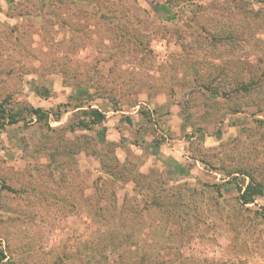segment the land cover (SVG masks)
I'll list each match as a JSON object with an SVG mask.
<instances>
[{"label": "rangeland", "instance_id": "374dc122", "mask_svg": "<svg viewBox=\"0 0 264 264\" xmlns=\"http://www.w3.org/2000/svg\"><path fill=\"white\" fill-rule=\"evenodd\" d=\"M0 109L9 263L264 264V0H0Z\"/></svg>", "mask_w": 264, "mask_h": 264}, {"label": "trees", "instance_id": "16d2710c", "mask_svg": "<svg viewBox=\"0 0 264 264\" xmlns=\"http://www.w3.org/2000/svg\"><path fill=\"white\" fill-rule=\"evenodd\" d=\"M28 113L29 114H32L36 117L37 120L41 121V120H44L48 117V115L39 110V109H29L28 110ZM90 116L93 118V121L94 123L96 124H99L101 123L103 120H104V115L96 110H91L90 111ZM20 120L17 119L16 115L14 114H11L9 116H7L5 114V110L4 109H0V126H4L6 124L8 125H11V124H14L16 122H18ZM249 187L246 188L244 194L246 195V193L248 194V197L245 198V196L242 195L243 197V202L247 203V202H250L252 199H253V196L256 195V191H249ZM0 264H12V263H9L8 261H6V258H5V254L2 250H0Z\"/></svg>", "mask_w": 264, "mask_h": 264}]
</instances>
